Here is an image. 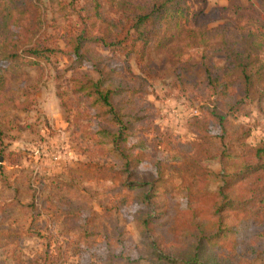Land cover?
Wrapping results in <instances>:
<instances>
[{
    "label": "trees",
    "instance_id": "16d2710c",
    "mask_svg": "<svg viewBox=\"0 0 264 264\" xmlns=\"http://www.w3.org/2000/svg\"><path fill=\"white\" fill-rule=\"evenodd\" d=\"M193 3L84 0L77 11L81 27L61 32L72 65L57 97L66 121L72 117L71 139L81 153L97 171L118 174L120 186L129 193L112 205L121 209L132 201L143 206L135 212L134 224L144 241L148 264H251L247 256L264 264V140L251 145L248 129L237 125L238 132L227 130L240 102L253 93L264 98V24L244 25L227 15L209 28L190 24L199 15ZM40 5L42 0H0V159L8 163L17 154L3 144V128L19 121L23 97L21 85L14 80L23 66L39 65L38 59L49 50L42 35ZM175 42L187 51L196 47L201 52L206 89L213 97L206 109L221 131L214 137L221 139L222 146L217 154L219 179L208 191L214 201L206 208L188 202L177 212L163 200V172L157 168L141 177L138 171L146 146L144 131L150 129L153 115V105L145 99L147 78L152 76L147 57L152 50H166ZM213 44L225 63L205 60ZM115 52L126 57L120 62L123 65L113 66ZM130 56L140 74L131 71ZM195 177L205 183L208 168L198 166ZM182 181L191 198L194 184L185 177Z\"/></svg>",
    "mask_w": 264,
    "mask_h": 264
},
{
    "label": "rangeland",
    "instance_id": "374dc122",
    "mask_svg": "<svg viewBox=\"0 0 264 264\" xmlns=\"http://www.w3.org/2000/svg\"><path fill=\"white\" fill-rule=\"evenodd\" d=\"M83 1L42 0V35L49 50L38 59L39 65L23 66L14 80L21 85L23 97L19 121L9 125L11 129L3 128V144L17 155L11 163L0 160V264H148L144 241L134 224V214L143 206L132 201L121 209L112 205L127 193L118 174L90 165L71 139L72 117L66 121L57 97L72 65L61 32L81 27L77 11ZM193 1L199 15L190 24L209 28L220 23L223 15L244 25L264 24V0ZM208 50L206 61L226 62L217 44ZM114 54L113 66L123 65L120 62L126 57ZM200 55L196 47L187 51L175 42L166 50H152L147 57L152 76L147 78L145 99L152 103L153 115L150 129L144 131L146 146L138 171L141 177L157 168L163 172V200L173 212L188 202L208 207L214 201L208 191L215 188L221 172L217 155L221 139L214 137L221 131L206 109L213 97L206 89ZM128 62L131 71L140 74L133 57ZM252 96L238 104L227 130L238 132L237 125L248 129L247 142L256 145L264 140V98ZM198 166L209 170L205 183L196 180ZM183 177L194 184L191 198ZM245 260L262 264L252 256Z\"/></svg>",
    "mask_w": 264,
    "mask_h": 264
},
{
    "label": "built area",
    "instance_id": "2783aa9c",
    "mask_svg": "<svg viewBox=\"0 0 264 264\" xmlns=\"http://www.w3.org/2000/svg\"><path fill=\"white\" fill-rule=\"evenodd\" d=\"M53 158H54V160H57L58 156L57 155H54Z\"/></svg>",
    "mask_w": 264,
    "mask_h": 264
},
{
    "label": "water",
    "instance_id": "95a60500",
    "mask_svg": "<svg viewBox=\"0 0 264 264\" xmlns=\"http://www.w3.org/2000/svg\"><path fill=\"white\" fill-rule=\"evenodd\" d=\"M1 160V159H0Z\"/></svg>",
    "mask_w": 264,
    "mask_h": 264
}]
</instances>
